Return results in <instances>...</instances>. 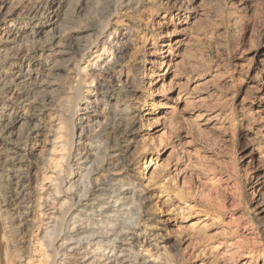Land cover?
Here are the masks:
<instances>
[{
    "label": "rangeland",
    "instance_id": "374dc122",
    "mask_svg": "<svg viewBox=\"0 0 264 264\" xmlns=\"http://www.w3.org/2000/svg\"><path fill=\"white\" fill-rule=\"evenodd\" d=\"M24 5L9 0L2 10L0 36L11 26L16 36L0 47V73L39 71L52 50L73 48L51 62L59 67L50 84L29 91L42 99L35 120L10 100L14 88L0 95V123L19 116L0 137V264H106L110 252L113 264L123 255L137 264H264V0H55L40 14ZM98 55L106 56L93 69ZM118 115L119 129L105 134ZM109 138L125 162L115 175L140 197L138 226L121 248L92 244L55 260L50 231L83 172L77 162L87 153L93 161ZM13 152L24 165L6 169L24 171L41 198L22 222L3 208Z\"/></svg>",
    "mask_w": 264,
    "mask_h": 264
},
{
    "label": "bare ground",
    "instance_id": "6f19581e",
    "mask_svg": "<svg viewBox=\"0 0 264 264\" xmlns=\"http://www.w3.org/2000/svg\"><path fill=\"white\" fill-rule=\"evenodd\" d=\"M55 0H24L25 8L31 7V12L35 11L40 14L43 11L49 10ZM9 0H0V17L8 15V12L3 13L2 10L8 4ZM106 6V11H107ZM51 13H48V15ZM52 15H54L52 13ZM56 17V15H54ZM11 26V25H10ZM3 27H0L2 29ZM11 29L0 36V47L6 41H13ZM87 31L98 32L102 37L105 33V29L97 30L88 27ZM100 36V37H101ZM113 42L119 44V37L117 35L112 39ZM52 47L58 46L55 40H51ZM49 43V42H48ZM60 50H52L50 57L39 62V71L37 70H11V66L7 70L1 71L0 74L10 77V79L0 81L3 86L0 88V95H8L10 90L14 88L13 93L10 95V100H13L15 104H21L25 107H29L34 111V114L30 116V120H35L36 113L40 111L38 105L42 99L38 97H31L28 95L29 91L41 92L40 89L44 88L48 83L46 80L49 76L53 75L55 67L51 62H58L63 56H68L73 48L72 43L68 42L62 47L58 46ZM106 55H98L96 62L92 65L93 69L97 67L98 63L102 62L103 57ZM9 56L7 55L6 58ZM5 58V59H6ZM104 61V60H103ZM69 62V61H68ZM110 62V61H108ZM116 62L115 59L111 63ZM10 64V63H9ZM13 65V64H10ZM44 79V80H43ZM35 85V86H34ZM35 95V94H33ZM25 96V97H24ZM89 102V101H88ZM18 114V113H17ZM17 114L10 118L9 123L4 125L0 123V137L7 135V138L12 135L11 127L16 123V119L19 117ZM119 115L115 117L113 122L104 128V132L119 129ZM73 137L75 136V128L72 123ZM37 131V126L33 125V132ZM32 132V131H31ZM101 135V134H100ZM75 138V137H74ZM71 147L73 150L74 142L72 141ZM117 147V141L115 138H109L108 142L104 144L103 148L95 154L92 161V155L88 154L81 158L77 162L79 166L80 161L84 160V169L74 173V166L69 164L68 171L70 177L74 174V178H71L73 184L69 188L72 198H70L69 206L67 210L57 211L54 216L52 230L50 231V238L53 239V243L49 244L50 250H52L55 260H61V257L66 256L67 252L73 250H84L90 245H113L116 247H122L128 243V235L131 230L138 226V221L141 217V207L139 205V196L136 191L130 188L125 179L115 175L120 168L124 169L123 158H117L110 154V152ZM8 149V148H7ZM71 150V151H72ZM8 151V150H7ZM26 152V151H25ZM6 153V151H3ZM26 154V153H25ZM11 155V154H10ZM97 156V157H96ZM96 158V159H95ZM117 158V159H115ZM71 159V158H70ZM25 162V155L19 152H13L11 157L4 162V170L7 174V181L10 182V187L7 189V198L4 200L3 208L7 213H11L13 220L22 222L24 214H28L27 211L32 208H38L40 204V195H37V199L34 201L31 189H33L31 181L28 177L23 176L24 171H20L17 167H22ZM6 164L18 171H10L6 169ZM12 168V169H13ZM4 174V173H3ZM12 174V175H11ZM10 175V176H9ZM71 180V181H72ZM35 190V188H34ZM132 190V191H131ZM35 204V205H33ZM26 210V211H25ZM40 210V208H38ZM14 214H13V213ZM16 215V216H15ZM21 215V216H19ZM109 225V226H108ZM24 226L20 225L22 228ZM30 246H34V232L30 235ZM25 241L24 243H26ZM111 251V250H110ZM106 257V253L103 254ZM112 252L108 253V257L105 258L104 263L113 264L110 262ZM121 259L122 264H137V261L130 255L118 256ZM58 262V261H57ZM56 262V263H57Z\"/></svg>",
    "mask_w": 264,
    "mask_h": 264
}]
</instances>
